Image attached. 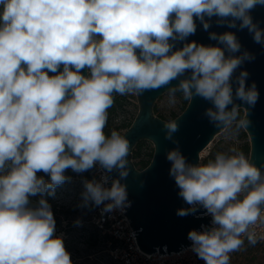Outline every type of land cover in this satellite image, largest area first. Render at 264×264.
Instances as JSON below:
<instances>
[{
	"label": "clouds",
	"instance_id": "1",
	"mask_svg": "<svg viewBox=\"0 0 264 264\" xmlns=\"http://www.w3.org/2000/svg\"><path fill=\"white\" fill-rule=\"evenodd\" d=\"M258 6L264 0H0V264H72L46 198L71 179L68 169L102 171L83 181L80 207L130 206V141L104 131L116 95L167 87L172 103L177 93L209 102L214 127L249 130L260 93L242 66L256 56L237 31L264 46ZM198 22L215 43L189 39ZM164 129L176 145L165 154L169 176L188 205L176 215L211 217L187 233L189 250L204 264H230L245 239L264 241V166L235 147L190 163L178 122Z\"/></svg>",
	"mask_w": 264,
	"mask_h": 264
},
{
	"label": "water",
	"instance_id": "2",
	"mask_svg": "<svg viewBox=\"0 0 264 264\" xmlns=\"http://www.w3.org/2000/svg\"><path fill=\"white\" fill-rule=\"evenodd\" d=\"M252 15L259 21L260 27L264 28V7H256ZM217 32L236 29L218 28L213 24ZM243 48L255 53L256 59L245 63L242 67L250 76L248 83L256 82L260 97L254 109L250 112L252 121L249 130H246L251 141L250 159L257 166H264V46L253 42L247 30L237 31ZM190 40L210 44L215 43L208 39V33L199 26ZM237 70V74H238ZM178 80L172 82V85ZM167 92V87L145 91L138 95L139 111L132 125L122 134L129 141L131 151L129 155L130 174L126 181L128 200L131 202L125 212L133 228L137 231L136 236L142 250L147 253L174 252L191 244L187 239V233L192 230H200L201 225L210 224V216L189 215L179 217L176 210L188 207L178 196L179 189L175 181L169 176L170 162L165 154L168 150L176 147L171 141L165 139L164 123L169 120L163 119L155 113L157 100ZM239 103V101H237ZM211 104L199 97L190 100L187 107L174 119L179 124V130L174 133V138L179 141L182 153L190 163H199L202 152L209 147L216 136L224 130L218 129L204 116L206 108ZM241 109L246 110L244 107ZM143 140H151L154 143L155 152L150 164L139 169L134 163L133 153L135 146ZM264 171V168H262ZM113 177L117 173L111 174ZM110 186V185H109ZM204 210L201 209L200 213ZM57 229L55 231V235Z\"/></svg>",
	"mask_w": 264,
	"mask_h": 264
},
{
	"label": "rangeland",
	"instance_id": "3",
	"mask_svg": "<svg viewBox=\"0 0 264 264\" xmlns=\"http://www.w3.org/2000/svg\"><path fill=\"white\" fill-rule=\"evenodd\" d=\"M117 96L121 97L124 106L117 112L114 120L117 124L128 123L139 111L138 95ZM184 102L182 94L177 93L175 103H172L167 91L157 100L155 113L158 116L163 115V119L172 120V113H181ZM244 112L245 110L241 109L242 115ZM245 132L246 130L239 132L224 130L219 133L213 143L202 152L199 163H207L208 160L214 159L217 153L226 152L232 147L243 151L250 157L251 141L248 133ZM143 141L145 142L144 150L152 151L154 143L151 140ZM214 147L217 148V151L211 157ZM38 175L44 176L43 173H38ZM65 175L71 179L59 186L54 196L46 197L52 206L56 221V236H62L65 248L70 253L72 264H107V237L89 223L92 207L79 206L83 181L88 178L81 175L80 177L69 175L67 171ZM30 199L35 203L39 197ZM230 257V264H264V245H250L245 241L243 247L232 252Z\"/></svg>",
	"mask_w": 264,
	"mask_h": 264
},
{
	"label": "built area",
	"instance_id": "4",
	"mask_svg": "<svg viewBox=\"0 0 264 264\" xmlns=\"http://www.w3.org/2000/svg\"><path fill=\"white\" fill-rule=\"evenodd\" d=\"M91 174V178L87 180H99L102 171L97 166L92 169ZM91 207L89 223L107 237V264H204V261L198 259L189 250L190 245L171 253L145 252L139 245L135 233L137 231L133 228L128 215L125 213L126 208L123 211L104 212L102 211L103 205ZM197 215H201V213H197ZM256 230L258 233L264 231V226H257ZM245 241L247 240L245 239ZM255 245L263 246L264 241H260Z\"/></svg>",
	"mask_w": 264,
	"mask_h": 264
},
{
	"label": "trees",
	"instance_id": "5",
	"mask_svg": "<svg viewBox=\"0 0 264 264\" xmlns=\"http://www.w3.org/2000/svg\"><path fill=\"white\" fill-rule=\"evenodd\" d=\"M190 100H185L184 102V105L182 107V111L187 107L188 103H189ZM124 106V102L121 100V97L120 96H115L114 97V104L113 106L108 109V122H107V125L104 129L105 131V134L106 135H110L111 131L112 130H116L118 131L120 134H123L131 125L132 123L134 122L136 116H134V118L128 122V123H124V124H117L115 122V116L117 114V112ZM180 113H177V112H173L172 113V118L171 119H174L175 117H177ZM161 118H163L162 116L163 115H159ZM246 133V132H245ZM144 141H140L134 148V153H133V160H134V163L135 165L137 166V168L139 169H144L146 168L150 162L152 161L153 157H154V152H155V147L152 149V151L148 152V151H145L144 150ZM217 151V148L214 147L213 148V151H212V154H211V157L214 156V154L216 153ZM250 153H251V149H250ZM250 158V157H249ZM69 175H75L76 177H80V175L82 177H87V178H90L91 177V170L89 171H85L83 173H76V172H73L71 169H68L66 170ZM45 178H50L48 177L47 175L43 174ZM57 228V227H56Z\"/></svg>",
	"mask_w": 264,
	"mask_h": 264
}]
</instances>
